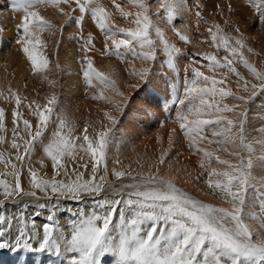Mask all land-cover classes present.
I'll use <instances>...</instances> for the list:
<instances>
[{"label":"rangeland","instance_id":"1","mask_svg":"<svg viewBox=\"0 0 264 264\" xmlns=\"http://www.w3.org/2000/svg\"><path fill=\"white\" fill-rule=\"evenodd\" d=\"M230 1L231 4L235 3L234 0ZM116 2L120 4L125 11H130L133 14L140 11L137 6L131 3V0H115V3ZM245 3L248 4L247 1ZM145 4L149 8V16H151L153 20L164 24L163 27L166 29L165 36L176 42L174 44L173 41V44L180 50V52L173 53L172 55L173 58H177L176 61H174V59L171 61L173 64L176 63V65L174 64V68L170 67L169 63L167 66H155L156 64H154V66H152V70H149L147 78L142 81L132 74L133 69L137 66L139 67V64H135L132 60L123 61L121 59V55H123L124 51L127 50L121 48L118 53L114 46L112 45V47L110 45L111 41L107 39V35H109V33H105V30L98 28L90 13L84 14L83 21H80L81 13L75 4V0H69V3L59 4L55 3L54 0H30L29 10L38 12L55 26L53 28H45L43 31H38L35 28L31 29L34 33L36 32V34H39L38 36L42 41L41 44L35 46V51L39 55H43L48 60V66L46 68L34 71L31 62L22 50L21 44L18 43L23 36V30L19 26L23 23V17L26 13L23 10H17L14 7V0H0V98H2L0 100L3 102H0V109H3L5 112V130H0V135L5 137V135L11 134L13 136V129H18L21 135H24L22 134V119L19 122L13 119V112L17 110L22 113V118H25L28 114L26 119H31L30 121L34 126V131L38 119L35 120V117L31 115V110L28 108V105L35 101L43 106L47 104L48 100L54 95L56 97V103L51 105L53 111L50 114L49 123L44 132L49 131L50 128L48 126H59L60 120L65 121L66 126L64 129L66 132L69 127L72 128L74 137H77L80 133L84 134L85 128H87V133L89 136L91 135V138H95L96 133L103 128L111 129L108 135L109 143L105 156V161L107 160V173H105V169L102 165L99 166V170L96 173L97 181H99L100 176H105L104 183L106 184V188H104L103 191L105 189H110V195L113 197H118L120 195L119 199H123L128 196L129 191H132V189L126 188L125 185L131 184L133 181L131 176L127 175L118 178L115 175L116 171L131 173L132 176H138L141 173H152L163 176L166 179H172L179 188L188 192L197 199L206 203H212L218 207L231 209L232 205L229 199L222 198L218 190L209 188L208 184L205 182L209 179L208 172L212 168H216L218 171L226 169V166L222 164H219V167L213 165V159H216L215 156H219L221 159L229 160L231 163H238L237 158L231 155L233 152H240L245 163H247L248 160H251V167L247 169L251 179L254 177L260 178L264 181V146L260 143H252L253 141H260L264 139L260 131L264 129V87H257L253 94L251 84L255 83L260 85L261 82L256 80L252 76L251 72L242 63H237L238 58L236 59L234 66L241 73V75L249 81V90L245 92L241 87L243 81L238 80V78L232 73H228L225 83L219 85V87L231 88L233 92L246 97L244 102H240L232 97L225 98L223 103H227L229 105L235 104L239 105V107L235 113H225L224 115L236 121L238 125L241 118L240 114H245V136L246 141L252 143L253 150L251 152L246 149H242L239 140H237L235 145L222 142L218 143L217 141H223L224 137L213 135V133L220 131L221 127L214 124L206 125L207 127L203 126L201 135L207 137V139L200 140L199 137H197V143L195 145L196 149H194L195 147L191 146V141L186 135L185 130L180 128V123L182 121L177 118L178 114L188 115L190 120L195 119L196 117L188 113V106L181 109L177 104V100L181 99L180 94H182V91L184 92L183 88L186 84L190 83L193 78L192 74L188 75L187 72H192V68L194 67L199 68L205 73V75L213 76L214 74L217 79L224 78L222 74L226 72L227 69H216L214 71L209 70L207 67L209 61L203 59L202 54L206 52L211 54L214 53V55L221 60L223 56L229 54L223 48L218 50L211 40L206 42L209 38L206 39V37L204 38L203 36L210 34L207 32L209 28H212V30L215 31V26L217 24H219L221 31H223L225 28L224 19L227 13H229V16H234V10L239 9L240 6L235 9L231 6V4L227 5L225 0H184L183 5L181 6V9L183 10L182 13L179 14L172 22H168L166 20V12L164 10L157 13L152 8L153 5H159L158 0H151ZM239 4L241 5V3ZM61 8H63V12L60 11ZM229 10L231 12H228ZM252 10L254 11L255 8H250L251 12L248 19L250 20L252 16L254 21L249 24L247 35L251 40L262 39L264 38V14L257 12V10H255V12ZM197 12H200L201 14L199 17L196 15ZM228 18L233 19L231 16ZM194 24L197 26L198 31L201 34H195L194 42L188 39L187 43L189 44L180 42L176 30H179L181 34H184V32L187 33L190 28H193L195 26ZM134 27L132 25L129 28ZM90 34L92 37V43L88 45L86 42ZM219 34L220 32L218 33V36ZM123 35L124 34L118 33L117 37L120 38ZM238 35H240V33H238ZM246 42L248 43V41ZM105 43L108 45L107 50L104 47ZM169 44H171V42H169ZM162 47H164V45H162ZM248 48L253 50L252 58L249 62L254 64L258 70H264L263 45H249L247 48H243L244 54L248 51ZM191 51L192 53L194 51V53L192 54ZM131 55H133V53H131ZM158 55H160V52H158ZM85 57L91 58L93 67L96 71L102 72L111 80H114L116 82V87L120 92H123L124 95H116L114 89L110 85L102 82L94 74L92 75V84L89 85L87 83V78L83 75L84 71L87 70ZM256 59H259V61L254 62ZM160 66L162 68H160ZM183 67H185L188 71L183 72ZM178 68H181L180 71H182L183 75L182 73H180V75L182 77H173L169 72H167V69L177 70ZM77 85H79V89H77ZM130 85H137V87H130ZM174 85H176L180 92L178 91V93H172L174 91L171 86ZM12 93L19 95L22 100L19 108L15 106L16 100ZM176 94H179V96L177 97ZM101 95H103L104 98H101ZM217 99L219 98L217 97ZM109 100L118 101L120 104L119 109L117 110L115 105L110 103ZM6 102L8 103L7 107H4L6 106L4 105ZM33 108H35V104H33ZM105 112H110L116 117L115 124H112L107 120L104 115ZM199 118L214 119V117L207 115ZM216 126H218L219 129L218 127L216 128ZM161 128H165V133L169 135L168 137H171V147H169L168 139L159 140L156 137V135H159L157 133L162 130ZM158 129L161 130L159 131ZM173 129H175V131H173ZM92 131H94L93 134ZM233 131L235 132L236 129ZM44 136L45 135H43V137ZM152 138L154 142L153 140L151 141ZM148 140H150L149 142L154 143H152L153 146L150 143L151 148L146 143ZM17 142L23 143L19 140V138H17ZM159 143H161L160 146ZM200 143L201 145H199ZM36 144L37 143L34 142L35 147H37ZM203 144L204 148L202 147ZM34 146L33 149H35ZM110 147L113 148L110 149ZM157 147H159V149ZM169 148V155L167 153L164 158V162L161 163L160 156L165 152H168L166 150ZM10 149L5 148L3 143H0V153H2L5 158L4 163L0 162V179H6L14 186V183L11 182L13 181V178L11 176L8 177L9 175H7V173L12 171V163L16 164L17 168L19 167L22 169V166L20 167L18 160L16 159L17 149L12 147ZM198 149L213 152L215 156L213 155L210 159L205 158L203 152ZM172 150L175 151L173 152V155L171 154ZM182 150L184 152L186 151L185 155L188 154L191 158H193V162L186 164L187 167H184V165L180 166V164L179 166H175L177 160L184 155ZM20 152L22 153V148L20 149ZM110 156L113 157L114 161H110ZM28 157H30V155L25 156L22 165L25 161H28ZM85 159L87 161L86 163L88 164V168L86 171L82 170L79 172H83L84 177L87 179L90 178V175L92 174V160L89 154H87ZM43 160L44 159H42V166H40V163L36 162L33 165H29L28 169L29 167H32V169L38 174L40 173L39 176L51 179L55 175V170L49 165V163H46V161ZM202 160L205 163V167L203 168L200 166ZM7 161H11V163H8L7 166H5ZM148 161H150L149 163L151 164H149ZM39 168L40 171L38 170ZM21 169V188L24 189L23 192H27L24 188V184L26 186V182H28L29 179L28 176H25V178L23 177ZM72 171L76 172V168L71 165V167L68 168V172L69 176L74 178V173H71ZM181 171L184 172L182 173ZM41 173H44L43 176ZM204 176H206V178H204ZM56 179L67 180L68 177H65L63 170H61L59 177L57 176ZM182 184H185L186 186H183ZM108 185H111V187H108ZM260 187L262 189L248 183L244 193L245 206L242 211V218L253 231L254 239L256 238L257 231L264 234V227H262V224L264 225V208L260 210V207H256L255 203L251 202L257 201L258 203H261L260 198L261 194H264V184H261ZM81 194H83L81 196L82 201H87L88 198H94V196L89 193ZM51 195L52 194L50 193L49 196ZM212 195H215L216 198L212 199ZM0 196H3L2 186H0ZM54 200H56V198L53 196H51V198L48 196L45 198L42 197L37 204H44L45 207L41 208L39 204L37 206L40 207L41 210L48 209L49 207L52 208V204L48 205L47 203ZM32 205L31 201L27 200H23L16 204L15 202L4 203L0 201V215H5L6 217L12 219L11 224L5 223L4 225H0V227L4 230V235L0 238V241L7 244L6 247L0 248V256L2 253L7 251L16 250L11 249L16 245L18 238V235L16 237L13 235L14 223H21L19 233L22 229L27 231V235L30 237V245L32 247L36 248L39 246V242H42L39 235L40 233L37 231L41 225H43V222L36 218L38 217L37 213L40 209L37 210ZM16 209H20L24 212V216L22 217L23 219L20 218L18 220V216L15 214ZM63 209L65 210L64 212H61L63 215L65 212L67 215L69 213L71 214L69 207L65 206ZM48 214L53 216L50 224H54L59 228L63 226L59 221L57 214L53 211V208ZM152 222L151 224L153 227L154 222ZM33 223L35 224V229H33ZM159 223L155 222V236H160L164 226L168 224V222L162 221ZM150 225L149 227H151ZM160 226L163 227L162 230ZM150 230L151 228L148 229V231ZM148 231H146V234ZM34 232L36 233L35 235ZM144 237L146 238V236ZM19 242L22 247L24 240H20ZM51 250L49 249L48 252L50 258L56 254H54ZM20 256L21 255L18 256V264H20V262L25 263L24 259L22 260L23 256ZM25 256L27 255H24V257ZM6 257H10V255ZM199 258L202 259V256ZM3 262L5 264V261Z\"/></svg>","mask_w":264,"mask_h":264},{"label":"snow or ice","instance_id":"2","mask_svg":"<svg viewBox=\"0 0 264 264\" xmlns=\"http://www.w3.org/2000/svg\"><path fill=\"white\" fill-rule=\"evenodd\" d=\"M55 3H69V0H54ZM115 4V0H113ZM131 3L137 6L140 11L135 14L125 11L120 4H115V7L120 11L125 18L135 16V28H116L109 22L110 13L103 6H100L98 0H75V4L81 13L80 21L84 19V14H91L92 19L99 29L105 30L110 35L107 39L119 53L121 48L133 51V55L138 56L144 62H150L155 59L156 41L150 36V29L155 28V33L159 37L160 42L164 45V51L168 52L169 56L173 52L179 53V49L174 45L170 46L165 39L162 30L157 27L151 20L148 12L149 8L144 0H131ZM184 0H159V7L156 12L164 10L167 14V21L172 22L176 11L183 5ZM14 7L17 10H23L26 15L23 17V23L19 26L23 30V36L18 43L21 44L23 52L27 55L28 60L33 66V70L43 69L48 66V60L39 55L35 51V46L42 43L39 36L31 31L32 28L38 31H43L45 28L55 27L49 20H46L36 11H30V0H14ZM253 7L264 14V0H254ZM63 12V8L60 9ZM199 17L201 14L197 12ZM213 31L209 28L211 40L215 47L219 50L223 48L229 55L223 56L222 60L211 53H203L202 58L209 61L207 67L209 70L227 69L224 72L223 79H217L215 76L205 75L199 68H192L193 78L190 83L185 85L184 97L179 100L181 105L186 101L189 103L188 113L195 116V119H189L188 115L178 114V119L182 121L180 128L185 130L186 135L191 141V146L195 147L197 137L200 140H206L207 137L201 135L203 126L218 125L220 131L213 133L214 136L224 137L223 141L218 143H230L235 145L239 140L242 149L251 152L253 150L252 143H260L264 146V139L249 143L246 141L245 114L241 113V118L237 122L230 119L225 113H235L239 105H229L223 103L227 97H232L240 102H244L246 97L233 92L231 88L219 87L224 84L228 73L234 74L238 80H242L241 87L245 92L249 90V81L245 79L234 66L236 59L251 72L252 76L261 82L260 85L251 84V89L254 91L257 87H264V70H258L257 67L250 63L245 57L242 49L245 47V42L241 38H235V45L231 44L232 37L219 35L221 31L219 24ZM236 28V32H239ZM181 41H188V36L181 34L176 30ZM117 33L124 34L120 38ZM88 45L92 43L91 34L86 42ZM134 43L138 45L139 51L134 49ZM105 49H108L105 43ZM249 52L253 50L248 48ZM87 62V70L83 75L87 78V83L92 84V75L94 74L102 82L110 85L116 95L123 96L116 87V82L111 80L102 72H98L93 67L91 58L85 57ZM170 67L175 65L169 61ZM187 72V69L185 70ZM149 68L142 67L138 71L133 69L132 74L140 80H145L148 76ZM137 87V85H130ZM15 96L16 106L20 107L22 100L19 95L12 93ZM217 97L219 99H217ZM101 98H104L101 95ZM118 110L120 104L116 100H109ZM56 103V97L53 95L47 104L41 106L35 101L28 105L31 110V115L38 118L33 131V124L29 119L22 118L20 111H14L13 117L19 122L22 119L24 135H21L18 129H13L12 148L17 149L16 159L24 161L25 156L33 151L34 142L41 140L44 130L47 127L50 119V114L53 111L51 105ZM35 104V108H33ZM107 120L112 124L116 123V117L110 112H105ZM211 116L214 119H201V116ZM5 112L0 109V130H3ZM65 121L60 120L59 131L52 134V138L43 145V151L47 157L51 158L52 167L55 170V175L51 178H44L29 167L31 184L34 190L23 192L21 188L20 169L16 164L12 163V171L7 175L15 177L14 186L6 179H0V186L3 188L4 199L15 198L21 195L36 196L35 190H40L46 196L51 194L68 197L79 200L81 193L99 194L106 187L105 176H100L97 181L96 173L100 165H104L105 173L107 166L105 161L106 149L108 147V135L110 128H103L96 133L95 138H91L87 134V128L83 135L85 144H77L76 137L71 135L72 128H68L67 134L63 132ZM236 129L234 132L233 130ZM175 131V129H173ZM264 137V129L260 130ZM27 137V138H25ZM17 138L23 143H18ZM5 137L0 135V143L4 142ZM172 141L169 138V147ZM22 148V153L20 149ZM90 155L91 177L85 178L83 172H75L74 178L69 176L68 168L64 165V157H70L73 160L77 158V151ZM203 152L205 158L210 159L214 153L204 149H198ZM167 152L160 156V162H164ZM231 155L237 158L238 163H231L229 160L221 159L216 156V160L226 166L223 171H218L212 168L208 172L209 179L206 181L209 188L218 190L222 198L229 199L231 209L218 207L212 203H206L188 192L179 188L172 179H166L163 176L156 174H139L132 176L131 173L116 171L115 175L120 178L131 176L133 183L125 185L126 188L132 189L128 192V198L123 200V203L128 206H135L137 211L133 213L131 220L126 221L124 212L121 210L119 225L115 226L120 235L118 243L113 235L114 226L113 219L117 211V207L121 204L120 199L114 201L104 200L101 203V208H109L110 210L101 213L92 212L81 217L78 221L72 222V232L70 239H64L63 235L60 239H64L66 251L73 253L70 264H101L100 258L105 254L112 253L118 260V264H222L223 260H227V264H264V234L256 233V238H253V231L244 222L242 211L245 206L246 186L248 185L251 176L247 169L251 167V160L245 163L240 152H233ZM84 159L83 156L80 157ZM0 162H5V158L0 153ZM11 161H7L5 166ZM200 166L205 167L202 160ZM87 169L88 164L82 165ZM63 170L67 180L56 179ZM213 177H216L215 179ZM111 187V185H108ZM49 198H51L49 196ZM261 207L264 208V194H261ZM41 208L45 205L41 204ZM23 219V218H21ZM53 219L52 215L48 216V220ZM143 219H149L154 222L153 227L147 232L146 238L142 236L141 229L138 226ZM168 222L170 227L165 234L162 230L160 236H155V222ZM5 223L11 224L12 219L5 215H0V225ZM264 227V225H262ZM33 229L35 224L33 223ZM55 226L50 223L43 225V239L39 243V250L45 249L60 250V244L53 238ZM36 233L34 232V235ZM4 235V230L0 227V238ZM20 240H24L23 247H30V237L27 231L22 229L18 235L15 247L20 248ZM5 242L0 241V248L6 247ZM202 256V259L199 257Z\"/></svg>","mask_w":264,"mask_h":264},{"label":"bare ground","instance_id":"3","mask_svg":"<svg viewBox=\"0 0 264 264\" xmlns=\"http://www.w3.org/2000/svg\"><path fill=\"white\" fill-rule=\"evenodd\" d=\"M149 1H151V0H145V3L147 2H149ZM159 1V0H158ZM226 1V4L227 5H229V4H231L230 2V0L228 1V0H225ZM247 1V3L248 4H246L245 2ZM233 2V1H232ZM234 4H231V6H233L235 9L238 7V6H240V8L239 9H236V10H234V12H235V15L234 16H232V15H230L231 17H233V19H230V18H228V17H230L228 14L229 13H227V15L225 16V19H224V23H225V28L223 29V31H220V34L219 35H225V36H230V37H232V39H231V44L232 45H234V46H236L235 45V38H241V39H243L244 40V42H245V47L244 48H247L249 45H263V52H264V38H262V39H256V40H251L249 37H248V35H247V30H248V26H249V24L252 22V21H254V18L251 16V19L249 20L248 19V16L250 15V8H252L253 7V2H254V0H240V1H237V0H234ZM98 3H99V5L100 6H103L105 9H106V11L107 12H109L110 13V17H109V22L111 23V24H113L116 28H129L130 26H132L133 25V27L136 25L135 23H134V19H135V16L133 15V16H129V17H127V18H125L124 16H122L121 15V13H120V11L115 7V4L117 3H113V0H98ZM192 3V2H191ZM222 3H224V2H222ZM239 3H241V5L239 4ZM118 4V3H117ZM159 7V5L158 6H152V8L156 11V9ZM254 8V7H253ZM256 10V9H255ZM255 10L253 11V12H255ZM182 9H181V7L176 11V13H175V16H174V19H176L177 17H178V15L179 14H181L182 13ZM222 11V10H221ZM130 12V11H129ZM228 12H231L230 10L228 11ZM185 14V13H184ZM224 14V13H223ZM222 15V14H221ZM228 16V17H227ZM153 17V16H152ZM166 20H167V14H166ZM222 17V16H221ZM54 18V17H53ZM150 18H151V16H150ZM165 19V18H164ZM91 20V19H90ZM151 20L153 21V23L157 26V27H159L161 30H162V32L164 33V37H165V39L168 41V42H171V44H169L170 46H172V44H173V41L171 40V39H168L167 38V36H165V33H166V29L163 27L164 26V24L162 23V22H159V21H156V20H153L152 18H151ZM216 20V19H215ZM4 21V20H3ZM192 21V20H191ZM219 21V20H218ZM217 22V21H216ZM191 23V22H190ZM223 24V23H222ZM10 25V24H9ZM185 25H186V23H185ZM195 25V24H194ZM136 27V26H135ZM134 27V28H135ZM239 28V30H241V31H239V32H236V28ZM12 30V29H11ZM207 32H209V31H207ZM36 33V32H35ZM88 33V32H87ZM105 33H107V32H105ZM198 33H200L199 31H198V28H197V26L195 25L193 28H190V30H188V32L187 33H185L184 32V35H187L188 36V38L190 39V41H193L194 42V36H195V34H198ZM238 33H240V35H238ZM50 34V33H49ZM118 34V33H117ZM183 34V33H182ZM201 34V33H200ZM37 35H39L38 33H37ZM100 35V34H99ZM109 35H110V33H109ZM108 36V35H107ZM150 36L152 37V39L154 40V41H156V49H157V51H156V55H155V59L154 60H152V61H150V62H144V61H142V59L141 58H139L138 56H135V55H131V53H133V51H131V50H128V49H125V50H127V51H124V53H123V55H121V59L123 60V61H128V60H132V62H135V64H139V67L137 66V67H135L134 69L135 70H139V69H141L142 67H148L149 68V70H152V66H154V64H156L155 66H158V65H162V66H164V65H168V63H169V61H172L173 59H174V61H176V59L177 58H173V53H175V52H173L172 53V57L171 56H169V54H168V52H165L164 51V47H162V43L160 42V40H159V37L156 35V33H155V28H152V29H150ZM178 36V35H177ZM203 36V35H202ZM240 36H242V37H240ZM204 38L206 37V39L207 38H209V39H207V41L206 42H209V40H211V35L210 34H208V35H204L203 36ZM179 41L180 42H184V44H189V43H187V41L185 42V41H181L180 39H179ZM189 41V42H190ZM203 41V40H202ZM246 41H248V43L246 42ZM211 42H212V40H211ZM176 42L174 41V44H175ZM203 43V42H202ZM213 43V42H212ZM173 44V45H174ZM200 44V43H199ZM111 46H112V44H110ZM205 45H207V44H205ZM210 45V44H209ZM209 45H208V47H209ZM175 46V45H174ZM199 46V45H198ZM211 46V45H210ZM213 46V45H212ZM113 47V46H112ZM134 49L136 50V51H139L140 49H139V47H138V45H136L135 43H134ZM210 49H211V47H210ZM216 49V48H215ZM217 50V49H216ZM216 50H211V51H216ZM242 51H243V49H242ZM158 52H160V55H158ZM180 52V51H179ZM191 53H192V51H191ZM193 53H194V51H193ZM192 53V54H193ZM206 53H209V52H206ZM124 54H126V55H124ZM131 56H130V55ZM214 54V53H213ZM252 54H253V52H249V51H247L244 55H245V57L248 59V60H250L251 58H252ZM66 57V56H65ZM181 57V56H180ZM185 61V60H184ZM237 63H241L238 59H237ZM259 61V59H256V60H254V62H258ZM68 62V61H67ZM153 64V65H152ZM175 65H176V63H174ZM101 65V64H100ZM160 68H162L161 66H160ZM174 68V67H173ZM23 69V68H22ZM165 69V68H164ZM162 70V69H161ZM181 70V68H178L177 70H174V69H167V72H169L170 74H171V76H173V77H175V76H181L180 75V73H182V71H180ZM183 72H186L185 70H186V68L185 67H183ZM220 70V69H219ZM188 71V70H187ZM212 71V70H211ZM209 73V72H208ZM207 73V74H208ZM167 74V73H166ZM187 74L189 75V74H192V76H193V73L191 72V71H188L187 72ZM211 74V73H210ZM119 75V74H118ZM182 75H183V73H182ZM216 75V74H215ZM210 76V75H209ZM213 76H214V74H213ZM217 76V75H216ZM19 77V76H18ZM168 77V76H167ZM182 77V76H181ZM21 78V77H20ZM136 78V77H135ZM177 78V77H176ZM175 79V78H174ZM179 79V78H178ZM138 80V79H137ZM143 81V80H142ZM178 81V80H177ZM79 84V83H78ZM172 84V83H171ZM80 85V84H79ZM79 85H77V89H79ZM179 85V84H178ZM177 85V86H178ZM172 88H173V91L174 92H172V93H178V91L180 92V90L176 87V85H174V86H171ZM185 88V87H184ZM183 88V89H184ZM81 92V91H80ZM171 93V92H170ZM5 94V93H4ZM183 94V95H182ZM182 94H180L181 95V99H183V97H184V92L182 91ZM177 95V97L179 96V94H176ZM183 96V97H182ZM5 97V96H4ZM171 97V96H170ZM172 98V97H171ZM175 98V97H174ZM173 98V99H174ZM0 99H2V98H0ZM180 100V99H179ZM179 100H177V104L179 105V107L181 108V109H183V108H185L186 106H188L189 107V103H188V101H186L185 102V105H183V106H181V104L179 103ZM0 102H1V100H0ZM1 103H3V102H1ZM175 103H176V101H175ZM7 102H6V104H4V105H6V106H4V107H7ZM2 105V104H1ZM10 105H12V104H10ZM9 106V105H8ZM15 106H16V104H15ZM3 107V108H4ZM170 108V107H169ZM7 109V108H6ZM7 110H9V109H7ZM6 111V110H5ZM18 111V110H17ZM28 111V110H27ZM183 111V110H182ZM180 112V111H179ZM26 113V112H25ZM28 115V114H27ZM26 115V116H27ZM25 116V115H24ZM26 116H25V118H26ZM165 116V115H164ZM171 116V115H170ZM203 118V117H202ZM14 119V118H13ZM36 119H38L37 117H35V120ZM178 119V118H177ZM31 120V119H30ZM172 125V124H171ZM20 126V125H19ZM50 129H49V131L47 132V131H45L44 132V134L43 135H45L44 137H42L41 138V140H38V141H36V146L37 147H35L34 146V148L35 149H33V151H32V153L31 154H29L30 155V157H28L27 159H28V161H25L24 162V164L22 165V163H23V161H19L18 160V163H19V165H20V167L22 166V169L21 168H19V169H21L22 170V173H23V177L25 178V176H28V179H29V181L28 182H26V186H25V184H24V188H25V190L26 191H30L29 189H31V190H34L33 189V187H32V184H31V177H30V173H29V169H28V166L29 165H33L34 163H40V166H42L43 165V162H42V159H44L45 161H46V163H49V165L52 167V161H51V158L50 157H47V155L44 153V151H43V145L44 144H46L48 141H49V139H51L52 138V134L54 133V132H56V131H59L60 130V128H59V126H48ZM205 127H207V126H205ZM204 127V128H205ZM218 126H216V128H217ZM70 128V127H69ZM85 128V127H84ZM76 129V128H75ZM162 129V130H161ZM161 129H158L160 132H158L157 134H159V135H156V137L160 140H166V139H168L169 140V138L170 137H168L169 135L168 134H166L165 132V128H161ZM167 129H168V127H167ZM206 129V128H205ZM218 129H219V127H218ZM5 130V129H4ZM35 130V129H34ZM46 130V129H45ZM48 130V129H47ZM168 131H169V129H168ZM63 132L65 133V134H67V132H66V130L65 129H63ZM93 132L94 131H92V134H93ZM9 133V132H8ZM22 134H24L23 133V131H22ZM77 134V133H76ZM88 134V133H87ZM113 134V133H112ZM71 135L73 136V133H71ZM83 133H80L76 138H77V140H76V143L79 145V144H85V146H86V143L83 141ZM95 135V134H94ZM91 136V135H90ZM74 137V136H73ZM14 137L10 134V135H5V140H4V142H2L3 143V145L5 146V148H7V149H10L11 147H12V139H13ZM81 138H82V140H81ZM155 139V138H154ZM153 140V138L151 139V141ZM150 140H148V142H146L148 145H149V147L151 148V145L153 146V142H154V140H153V142H149ZM200 141V140H199ZM123 142V141H122ZM126 142V141H125ZM160 142V141H159ZM162 142V141H161ZM203 142V141H202ZM109 143V142H108ZM118 143H120V142H118ZM150 143H151V145H150ZM153 143V144H152ZM162 143H164V142H162ZM22 144V143H21ZM160 144L161 143H159V146H160ZM2 145V144H1ZM110 145V144H109ZM116 145H118V144H116ZM120 145V144H119ZM122 145H124V144H122ZM174 145V144H173ZM199 145H201V143L199 144ZM121 146V145H120ZM119 146V147H120ZM158 146V145H157ZM148 147V148H149ZM203 148H204V144H203V146H202ZM201 147V148H202ZM111 148H113V147H110V149ZM116 148V147H115ZM114 148V149H115ZM123 148V147H122ZM146 148V147H145ZM158 149H159V147H157ZM156 148V149H157ZM194 149H196V146H195V148ZM11 150V149H10ZM13 150V149H12ZM116 150V149H115ZM117 150H118V146H117ZM151 150V149H150ZM149 150V151H150ZM163 150H165V149H163ZM158 151H160V150H158ZM166 151H168L167 153H168V155H169V151H170V148L169 149H167ZM177 151V150H176ZM114 152V151H113ZM116 152V151H115ZM152 152V151H151ZM162 152V151H161ZM173 152H175L174 150H172L171 151V154L173 155ZM182 152H184L183 150H182ZM37 154V155H36ZM162 154V153H161ZM170 154V155H171ZM186 154V151L184 152V155L182 156V157H180V159H178L177 160V162L175 163L176 165L175 166H179V164H180V166L181 165H184V167L186 166L187 167V163H191V162H193V158H191V156H189L188 154L187 155H185ZM112 155V154H111ZM217 155V154H216ZM81 156H83L84 157V159L83 160H81L80 159V157ZM108 156V155H107ZM177 156V155H176ZM215 156V155H214ZM87 157V153H85V152H83L82 150H78L77 151V158L75 159V160H73L72 158H70V157H64V159H63V162L65 163V166L67 167V168H70L71 167V165L73 166V167H75L76 168V172H79V171H82V170H85L86 171V169L85 168H83L82 167V165L83 164H85L87 161H86V158ZM216 157V156H215ZM106 158V157H105ZM178 158V157H177ZM109 159H110V161H114L113 160V157H109ZM43 160V161H44ZM172 160V159H171ZM107 161V160H106ZM159 161V160H158ZM150 161H148V163H149ZM179 162V163H178ZM2 163H4V162H2ZM147 164V163H146ZM149 164H151V163H149ZM149 164H147V165H149ZM158 164V163H157ZM219 162L218 161H216V159H213V165L214 166H217V167H219ZM35 166V165H34ZM38 166V165H37ZM114 166H116V165H114ZM174 166V167H175ZM102 167H104L103 165H102ZM111 167V166H110ZM141 167V166H140ZM143 167V166H142ZM152 167V166H151ZM32 168V167H31ZM38 168V167H37ZM41 168V167H40ZM40 168L38 169L39 171H40ZM178 168V167H177ZM180 168V167H179ZM114 169V168H113ZM145 169V168H144ZM143 169V170H144ZM153 169V168H152ZM182 169V168H181ZM180 169V170H181ZM43 170V169H42ZM150 170V169H149ZM142 171V170H141ZM182 172V171H181ZM184 172V171H183ZM182 172V173H183ZM71 173H75V172H71ZM40 174V173H39ZM42 174V173H41ZM44 174V173H43ZM43 174H42V176H43ZM46 175V174H45ZM92 175V174H91ZM91 175H90V177H91ZM183 175V174H182ZM12 177L13 178V181H11V182H13V183H15V179H14V176H12V175H9L8 177ZM49 176V175H48ZM201 176V175H200ZM59 177V176H58ZM172 177H175V176H172ZM184 177V176H183ZM6 178V177H5ZM23 178V179H24ZM186 178V177H185ZM204 178H206V176H204ZM216 177H214V179H215ZM182 179V178H181ZM187 179V178H186ZM207 179H208V176H207ZM189 180V179H188ZM195 180V179H194ZM26 181V180H25ZM185 183V182H184ZM203 183H204V181H203ZM206 183V182H205ZM249 184H253L254 186H256L257 188H260V189H262L261 187H260V185L261 184H264V181L263 180H261L260 178H254L253 177V179H250V181H249ZM183 186L185 185V184H182ZM186 186V185H185ZM189 187V186H188ZM209 187V186H208ZM106 188V187H105ZM206 188V187H205ZM28 189V190H27ZM198 189V188H197ZM207 189V188H206ZM22 190H24V189H22ZM116 190V189H115ZM36 191V196H34V197H32V196H24V195H21V196H19V197H15V198H8L7 200H5L4 199V196H0V201L1 202H4V203H13V202H15V204L16 203H19V202H21V201H23V200H27V201H31V205L34 207V208H36L37 210H39L40 209V207H38L37 205L39 204H37V202L39 201V200H41L42 199V197L43 198H45V197H47L43 192H41L40 190H35ZM106 191V192H105ZM263 191V190H262ZM110 189H105L103 192H101V193H99V194H92L93 196H94V198H88V200L86 201H82V197L79 199V200H77V199H71V198H68V197H62V196H58V195H54V194H52L51 196H53L54 198H56V200H54V201H50V202H48L47 204L48 205H51L52 204V208H53V211L57 214V217H58V219H59V221L62 223V227L61 228H59L58 226H55L54 224V226H55V231H54V235H53V238L54 239H56L57 240V242L60 244V250L59 251H56V250H51L55 255H53L51 258L49 257V249H45L44 251H40L39 250V246L38 247H36V248H34V247H32L31 245H30V247L29 248H25V247H23V245H22V247L21 248H16L15 246L13 247V248H11V249H16V250H10V251H7V252H5V253H2V255L0 256V264H4V262L3 261H5V264H18L19 263V258H18V256L19 255H21L20 257H22V256H24V255H27L28 257H27V259L28 260H26L25 261V263L24 262H20V264H70V260L72 259V257H73V253H70V252H68V251H66V245H65V243H64V239H70V237H71V232H72V222L73 221H78L81 217H83V216H86V215H88V214H90V213H92V212H97V213H101V212H104V211H108V210H110V207L109 208H101V203H102V201H104V200H108V201H114V200H116V199H119L120 198V195L118 196V197H113L112 195H110ZM113 192H115V191H113ZM206 193V192H205ZM2 194V193H1ZM49 194H50V191H49ZM83 194H81V196H82ZM50 196V197H51ZM49 197V196H48ZM206 197V196H205ZM128 198V196L127 197H124L123 199H120L122 202H121V204L117 207V211H116V213H115V216H114V219H113V226H114V231H113V235H114V237L116 238V242L118 243V238H119V235H120V233H119V231H118V229H116V227L115 226H118L119 225V218H120V213H121V210H123V212H124V216H125V220L126 221H128V220H131L132 218H134L133 217V213H134V211H137V208L135 207V206H128V205H126V204H124L123 203V200H126ZM211 198L213 199V198H216V196L215 195H212L211 196ZM210 200V199H209ZM255 200H257V199H255ZM259 201V200H258ZM214 202V201H213ZM252 203L254 202L255 203V206L256 207H260V210L262 209V207H261V203H258L257 201L255 202V201H251ZM260 202V201H259ZM217 203H219V202H217ZM258 203V204H257ZM40 205V204H39ZM25 206V205H24ZM23 206V207H24ZM37 206V207H36ZM65 206L66 207H69V210L71 211V214L69 213L68 215L67 214H65L64 213V215L61 213L62 211L64 212L65 210L63 209V208H65ZM15 207V206H14ZM18 207V206H17ZM29 207V206H28ZM21 208V207H20ZM52 208H48V209H43V210H39L38 211V213H37V215H38V217H36L37 219H40L42 222H43V225L47 222V223H50L51 221H49L48 220V216H49V212L52 210ZM32 213V212H31ZM15 214L18 216V220L20 219V218H22L23 216H24V212H22V210H20V209H16V211H15ZM33 214V213H32ZM254 214V213H253ZM259 215V214H258ZM256 217V216H255ZM30 218V217H29ZM251 218H254V217H251ZM261 221V220H260ZM18 222V221H17ZM151 222H152V220H149V219H143L142 220V222L138 225L139 227H140V229H141V235L142 236H146L145 234H146V231H148V229L149 228H152V224H151ZM160 222V221H159ZM158 222V223H159ZM263 222V221H262ZM261 222V223H262ZM53 223V222H52ZM153 223V222H152ZM253 223H255V222H253ZM151 224V225H150ZM160 224V223H159ZM164 224V223H163ZM166 224V223H165ZM43 225H41V227L38 229V231L37 232H39L40 234V239L42 240L43 239ZM149 225L151 226V227H149ZM263 225V224H262ZM158 226V225H157ZM162 226V225H161ZM160 226V228H161V230H162V228L163 227H161ZM21 227V223H14V226H13V235H15V237L17 236V235H19V228ZM169 227H170V225H169V223L167 224V225H165L164 226V228H163V231L165 232V234L167 233V231H168V229H169ZM159 228V229H160ZM264 230V229H263ZM143 231V232H142ZM256 231V230H255ZM258 232V231H257ZM61 235H63V237H64V239H60V236ZM38 236V235H37ZM41 242V241H40ZM39 242V243H40ZM39 245V244H38ZM50 251V252H51ZM17 253V254H16ZM8 255H10V257H6V256H8ZM100 260H101V264H118V260L116 259V257L112 254V253H108V254H105L103 257H101L100 258ZM222 263L223 264H227V260L225 259V260H223L222 261Z\"/></svg>","mask_w":264,"mask_h":264}]
</instances>
